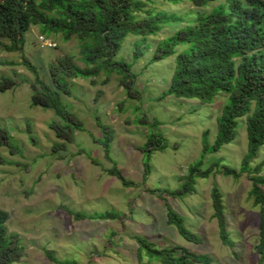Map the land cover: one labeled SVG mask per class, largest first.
<instances>
[{"label":"rangeland","instance_id":"rangeland-1","mask_svg":"<svg viewBox=\"0 0 264 264\" xmlns=\"http://www.w3.org/2000/svg\"><path fill=\"white\" fill-rule=\"evenodd\" d=\"M216 3L197 8L188 1L176 5L155 2L158 12L172 14L179 21L164 24L154 37L127 36L114 59L131 66L138 93L135 99L126 98L115 73L107 80L101 74L94 79L95 85L87 79L69 80L71 95L61 96V101L82 130H74L73 143L58 152L54 145L63 142L49 125L64 123L49 109L31 107L35 78L22 64L27 60L36 66L39 78L48 82V68L58 58L71 56L78 66H84L79 61V43L51 36L55 47H43L35 26L26 34L20 52L0 48V83L9 78L14 81V87L0 92V129L18 148L11 152L0 147V157L7 162L0 164V210L8 213L7 233L19 236L24 253L14 264H160L146 256L138 260L135 237L157 248H185L218 264H264L255 250L259 208L249 198V177L264 178V166L258 174L252 171L264 160V145L248 173L237 178L222 173L223 167L241 171L247 151L244 117L237 119L233 141L203 158L201 171L218 166L209 177L195 179L194 193L182 198L168 195L187 180L189 167L201 159L203 144H214L216 121L227 95L221 93L211 103L163 96L176 56L185 46L176 47L175 54L159 61L151 59L159 42L189 25L193 13L208 12ZM135 44L142 53L137 60H133ZM103 126L110 128L112 136L108 154L102 145ZM152 134L162 138L163 150L145 151ZM113 167L133 184L125 187L105 172ZM213 187L221 195L232 248L221 242L213 218ZM261 189L264 193V186ZM166 206L182 218L199 243L186 241L167 223ZM107 212L117 218H96ZM75 214L84 218H75Z\"/></svg>","mask_w":264,"mask_h":264},{"label":"trees","instance_id":"trees-1","mask_svg":"<svg viewBox=\"0 0 264 264\" xmlns=\"http://www.w3.org/2000/svg\"><path fill=\"white\" fill-rule=\"evenodd\" d=\"M158 1L170 5L188 1L197 8L217 2L208 12L193 13L189 25L159 42L151 59L152 62L159 61L175 54L176 47L185 46L176 56L175 69L163 96L211 103L219 94L227 95L226 104L216 121L214 144H203L201 159L189 167L187 180L180 189L168 193L172 198H182L194 193L196 178L209 177L212 168L218 166L214 164L205 171L200 170L206 155L217 153L223 145L233 141L237 119H245L247 151L241 171L236 173L223 167L224 175L237 178L242 173H248L252 159L264 145V0H0V48L8 53L20 52L25 45L26 34L35 26L45 39L60 36L63 42L76 39L79 43V61L84 66H78L71 56L58 58L48 68V82L39 78L36 66L27 60L22 64L35 78L31 83V107L49 109L64 123L49 125L56 138L63 142L54 145V150L58 152L65 144L73 143L74 130H82L81 124L61 101V96L71 95L69 80L87 79L95 85L94 79L101 74L107 80L115 73L120 77L119 87L124 90L126 98H136L138 93L133 88L135 76L131 73V66L114 59L127 36L154 37L164 24L179 21L172 14L158 12L154 7ZM134 48L133 60H137L142 55L141 47L135 44ZM12 87V79H3L0 92ZM154 125L150 127L154 129ZM101 129L104 134L102 145L108 154L111 131L106 126ZM156 136L150 135L146 152L165 147L162 138ZM205 136L206 133L204 139ZM0 147L11 152L18 149L10 142L8 133L1 129ZM5 163L0 157V164ZM262 166L264 160L252 171L258 174ZM105 172L117 177L125 187L133 184L116 167ZM146 175L147 171L144 177ZM249 181L252 186L249 198L259 208L255 250L261 263L264 262V193L261 189L264 178L249 177ZM211 207L221 242L232 248L221 195L215 187L211 191ZM166 208L167 223L173 225L186 241L199 243L200 239L186 229L182 218L169 206ZM74 217L84 218L80 214ZM96 218L114 220L117 215L107 212ZM8 219V213L0 210V264H14L24 256L19 236L7 233L5 224ZM134 240L138 245V260L146 256L149 261L156 260L160 264H218L206 255L185 248H157L145 238L135 237Z\"/></svg>","mask_w":264,"mask_h":264},{"label":"built area","instance_id":"built-area-1","mask_svg":"<svg viewBox=\"0 0 264 264\" xmlns=\"http://www.w3.org/2000/svg\"><path fill=\"white\" fill-rule=\"evenodd\" d=\"M39 41L41 42V46L47 47V48H54L55 44L50 41L49 39H45L43 36L39 37Z\"/></svg>","mask_w":264,"mask_h":264}]
</instances>
